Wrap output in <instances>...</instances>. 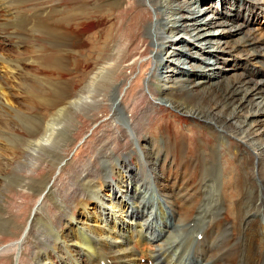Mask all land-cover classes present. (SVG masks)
<instances>
[{
    "label": "bare ground",
    "instance_id": "obj_1",
    "mask_svg": "<svg viewBox=\"0 0 264 264\" xmlns=\"http://www.w3.org/2000/svg\"><path fill=\"white\" fill-rule=\"evenodd\" d=\"M17 1L0 0V19L6 18L5 25L19 17L28 31L33 32L36 25L49 29L48 21L59 12L56 0H47L46 6L40 4L43 8L31 13L26 12V4H18L19 10L14 11ZM225 1L228 4L224 12L204 17L200 9H209L204 0H97L96 5L86 4L91 13H101L99 22L105 19L103 23H116L115 30L105 28L101 38L104 49L109 47L111 52L103 49L98 56L99 66L74 96L60 89L55 98L52 96L54 99L47 98L44 106H53L54 110L46 116L15 109L16 77L26 78L25 64L36 61L23 60L6 48H18L25 42L26 38L16 33L18 30L11 36L2 33L0 108L21 116L28 133L24 142L32 141L38 150L56 143L59 148L58 140L66 135V123L74 121L80 128L87 123L91 134L110 120L115 128L102 138L111 141L92 147L81 163L72 162L64 151L52 156L55 160L42 172V187L33 193L25 224L8 231L10 242H0V264H184L189 244L182 248L177 232L165 220L166 210L160 201L155 200L154 205L141 200L150 182L143 178L144 162L149 163L151 181L157 189L151 193L166 197L173 223L180 225L179 230L198 226L195 237L198 233L202 237L192 244V251L199 264H264V72L255 76L248 70L249 65L252 69L258 65L259 70L264 67V31L257 30L258 35L242 20L264 11V0ZM194 3L201 5L198 14L192 10ZM191 31H195V37L189 36ZM217 31L225 32L222 37L213 36ZM78 34L66 26L56 38L64 36L73 53L71 45L77 44L74 38ZM236 35L241 37L233 41L229 51L245 52L243 63L247 68L242 73L224 76L220 66L201 65L200 59L207 55L219 60L222 55L216 48L221 40ZM223 43L228 45L229 40ZM180 45L188 46L186 52ZM170 51L167 60L164 57ZM180 58L188 68L181 66ZM55 62L59 63L57 58ZM199 67L208 69L207 74L197 72L202 70ZM125 70L129 74H123ZM122 74L125 76L121 81ZM31 76L36 84L42 83L33 73ZM157 79L167 82L172 94L153 90L152 83ZM155 107L162 112L164 107L180 112L202 131L208 130L209 138L194 130L179 134L166 121L147 134L146 128L158 121ZM122 112L130 114L124 127V122H113ZM129 133L135 136L143 157H136L138 152L131 147ZM79 139L69 137L65 148L77 153L90 137ZM159 139L163 143L158 146ZM168 157L172 167L165 164ZM101 160L105 162L103 171ZM138 165V184L130 192L129 181L134 176L129 168ZM33 174L29 171L24 185ZM155 206L157 214L153 212ZM141 258L145 262H140Z\"/></svg>",
    "mask_w": 264,
    "mask_h": 264
},
{
    "label": "rangeland",
    "instance_id": "obj_2",
    "mask_svg": "<svg viewBox=\"0 0 264 264\" xmlns=\"http://www.w3.org/2000/svg\"><path fill=\"white\" fill-rule=\"evenodd\" d=\"M34 1L35 2L31 3V2H25V0H18L15 3L14 11L19 10V8H17L18 4L20 5L26 4L27 6L26 12L31 13L39 8H43V6H46L45 5L46 3L52 0H48V2L47 0H43V1L34 0ZM56 1H58V3L57 2H54V3L58 5L59 12L56 13L55 17H53L52 20L48 21L49 29L46 28V25L44 26L41 25L40 27H38L35 24L36 25L35 30L31 32V31H28L27 29L28 26L25 27V24L24 25L22 24L23 21L19 22V17L15 18V21H12L11 23L7 25H5L6 18L2 17V20L0 19V36H2V33L7 34L8 32L9 33L7 35H10L12 33L15 34V31L18 30L16 31V33L19 32L21 36L26 38L23 40V42L24 41L25 42L21 44L22 46L20 45L18 46L19 49L16 48V46L14 45H13L14 47L13 46L8 47L7 45L6 48L12 49V51L14 52L13 55L20 56V58L22 57L23 60L32 59L36 61V63H32V62L30 63L29 61H27L28 62L27 64L23 63L25 64L24 72H25L26 78H24V76L18 75L16 77L17 84L14 86V89H13L14 96H15L14 99H15V102H17L15 109L20 110V112L22 113L24 112L27 115L41 113L46 116V114L52 112L54 110L53 106L48 105L45 107L44 105H46L47 100H51L53 98L52 96H54L55 98L57 96V95L55 96V94H58V92H60L62 89L63 90L67 89L71 93V95L74 96V94L77 91H79L82 84L88 80L87 78H89L90 74L94 72L95 69L99 66L98 56L103 54L104 50H107L106 52L108 53L111 52L109 47L104 49V44L101 38L104 34V31L106 30L105 28L107 27L113 28L114 26H116V23L114 22L103 23L105 19L103 20V22H99L98 18H101L99 17L101 13L100 12L91 13L92 9L89 10L87 8V5L92 4L94 1L96 2L97 0H56ZM83 1L85 3L81 4ZM98 1L104 2L105 0H98ZM204 1L206 4L209 5V9L206 12L203 11V9H200V6H201L200 3L191 4V7H192V10H194V13L198 14V10L200 9L201 11L200 15H202L201 17H204L205 15L218 16L219 13L224 12V9L227 7V4H228L227 1L225 0H221L222 6H221L220 0H204ZM40 4H42L43 6H41ZM96 4L97 3H95V5ZM92 6L90 7L92 8ZM86 8L88 9V13L86 12L87 11ZM115 8L117 9V7ZM116 9H114L113 12H115ZM0 14L2 15V13ZM103 16H102L103 18L107 17L108 19V16L106 15H103ZM214 20L218 21L219 19H214ZM242 20L244 21V24L248 28H251L256 33H257V30H260V29L264 31V11H261L256 17H252L249 19H244L242 17ZM53 25L55 26L54 28H52ZM91 25L93 26L91 27ZM66 26L68 28H72L74 32L77 31V33H79L77 37L74 38L77 41V44L71 45L73 53L70 49V46L67 45V41L65 40L64 36L60 39L56 38L58 33L62 34L64 32V28ZM57 28H60V30L59 31L57 30L55 32ZM114 30H115V27H114ZM224 32L225 31H217L213 34V36L222 37V35H224ZM257 34L260 35L259 33ZM194 35H195V31H191L189 36L193 37ZM240 37L241 35H236L233 37H225L224 40H229V44L224 46V43H223L224 40H221L222 42L218 45L219 47L216 48L217 50H220L219 52L222 55L221 58L219 60H216L215 58L209 57L207 55V57L205 56V58L200 59L201 63L203 62L201 65L205 66L209 64V65L214 66L215 68L220 66L221 72H223L224 76L232 75L233 73L239 72V71L242 73V71L245 68H247V67H244V63H243L244 62L243 57L246 55L245 52L231 53L229 51L230 45L233 44V41L237 40ZM113 39H115L114 36H113ZM4 40L5 42H8V39L5 37H3V41ZM187 40L190 41L189 37H187ZM2 46L3 44H0V47ZM180 46H181V50L186 52L188 46L187 45L186 46L180 45ZM215 47H211V48H215ZM191 50H193V46ZM171 51L167 52L168 54L167 56L163 55V56H166L164 57L165 59L167 60L170 59L169 55H171L170 54ZM54 57H55V60L57 58V61H59V63L55 62ZM234 57H237L238 60L237 58H234ZM194 58L195 57L193 56V59ZM60 60H61V63H60ZM179 61L180 63H183V59L180 58ZM186 61H189V58ZM192 62L193 61H191V63ZM54 63H56L57 65H55ZM181 66L184 69H186L188 68L189 65L183 63L181 64ZM257 67L258 65L252 69L251 65H249L248 70L255 76H257L258 74H261V72H264V69H262L264 67H261L260 70L257 69ZM63 68H65V70L62 71L61 69ZM198 69H202V70H198L197 72H202V73L207 74L208 69H204L200 67ZM32 73L36 77H39L40 78L39 81H42V83L36 84L34 78L31 76ZM124 73L129 74V70H125L123 74ZM123 74L120 76L121 81L124 79V76H125ZM54 79H56V81ZM43 80H45V82ZM159 80L160 79L153 81L152 83L154 87L153 90L155 89L158 92H170L172 94V91H170L171 89L168 86L167 82H163ZM65 86L67 88H65ZM165 88H168V89H165ZM56 89L57 91L55 92ZM40 95L44 96V97L42 96L43 99L41 98ZM39 98L41 99L39 100ZM107 103L109 104L110 102H107ZM160 107L162 106L160 105ZM164 108L165 110L162 112L159 110V108L155 107L154 113L155 112L157 114L159 113L158 114L159 117L157 119L158 121L157 123H154V125H150L146 128L147 134H152L153 131H155V127H157L158 124H162L166 121L165 124L169 126L171 129L175 128L177 133L179 134H184V135L189 134V133L191 134V132L194 130L196 131V133L201 132L209 138L210 133L208 132V130L202 131L200 128L196 126L194 122H189L188 119H186V117L183 116L180 112L176 110L168 109L166 107ZM158 110L159 112H157ZM10 111L0 108V242L2 244H7L8 242H10L9 237H8V235H10L8 234L9 230L14 232L22 228V226L25 224V221L28 218L30 208L33 203V198H34L33 193H35L39 188L42 187L41 186L42 185L41 184L42 172L46 171L47 168H49V165L51 164V162L55 160L52 156L64 151L63 152L64 155H67V157L70 158L72 162L77 161L78 163L79 162L81 163L88 156V153L92 147L96 145L101 146V144L109 143L111 141V140L104 141L102 138L105 137L108 133H110L109 131L115 128L111 125V120H110V124L105 123L103 124L104 126L102 125L96 130L93 129L94 131L91 134V130L88 129L87 123L83 124L80 128V125L79 127H76L77 124L75 121L69 122V123H66L65 137L60 138L58 140L59 148H58V143H56V144H53L52 146H47V148H45L46 150H38L37 148H35L34 144H31L32 141L24 142L26 138L28 137L27 136L28 133L26 132L27 126L26 124H22L21 119H19L21 117L19 116V114L15 113L12 110ZM123 115L127 116V118ZM129 116H130L129 113L125 114L124 112H122L114 118L113 122H116V123L124 122L125 124H122V126L124 127V125H126V123L129 120L128 119ZM145 123H147V120ZM77 128H80V131H81L80 135L78 133L80 131H76ZM10 131L14 132V134H12L11 136L9 135ZM80 136H82V138L86 136V138L88 139L90 137V139L89 141L85 142V144L84 143L82 144L81 148L78 149L79 152L77 150L78 154L75 153L74 149L71 150L70 147L65 148V143L67 139H69V137L73 138L74 141H77L80 138ZM131 137L133 138L131 139ZM197 137L201 138L202 136H197ZM129 139L131 140V143H132L131 147H134L138 152L136 154V157L138 158L143 157V152H141L140 148L136 146L135 136L130 135ZM146 140L147 139H145L144 142L147 143V146L151 147V144L149 142H146ZM158 141H157V145L158 146L162 145L161 143H163V141L160 139ZM34 157L35 159H33ZM170 162L171 161L169 160V157H168L165 164H167L168 167H172L170 165ZM72 164L73 163H70V165ZM63 165H64V162L61 163V166ZM144 165H145L146 171L143 174V178L145 180H150V182L148 185H146V192L145 194H143L144 197H142L141 200L144 202L149 201L150 203L155 202V200L160 201L163 210L164 211L166 210L165 211L166 218L165 217L164 218L169 223L170 225L169 228H172L174 230V233L177 232L176 236L178 239H181L180 240L182 241L181 246L183 245L182 248L186 247L189 244L187 246L189 250L186 251V253L188 254L185 253L186 254L185 256L186 258L188 256H191V258L188 257L189 261L187 262L188 259L185 260V256H184V264H190V263L199 264L200 262L197 261V256H195L196 254L194 253V251H192L193 247L195 246V245L193 246L192 244L196 243L198 240L197 237H195V231L198 229V226L193 224L192 225L193 227L192 226L188 227L189 231H188V228L179 230L181 229L180 225L174 224L170 216V209H169L170 205L166 201L165 199L166 197L159 196L156 193L154 194L151 193L152 191L154 192V189H155L154 188L155 184L151 181L153 175L148 170L149 163L146 164L144 162ZM99 167H100V170L102 169L101 171H103L105 168V162L101 160V162L99 163ZM174 168L175 166L172 168V170ZM140 169L141 167L139 165L138 167L131 166L129 168L130 174L134 176L129 181V186L131 188L130 192H133L134 187L138 184V180H139L138 170ZM31 170L34 171L33 179L28 184L24 185V183L28 182V179H26V177L28 176L27 174ZM171 173L173 175V172ZM126 176L128 177L129 173H126ZM169 200H170V197H169ZM175 202L176 204H178L179 200L175 199ZM220 210L221 209H219L218 211ZM153 212L155 214L158 213L157 206H155V210ZM179 218H182V215ZM30 225H31V222H30ZM29 230L30 228L26 231V234H28ZM193 233L194 235H192ZM190 239H193L192 240L193 242ZM194 239H195V242H194ZM185 241L187 243H185ZM141 261L144 262L143 259H141ZM148 264H149V261H148Z\"/></svg>",
    "mask_w": 264,
    "mask_h": 264
}]
</instances>
